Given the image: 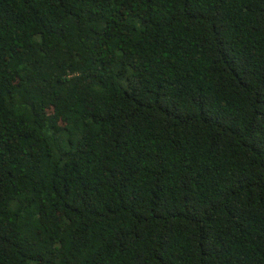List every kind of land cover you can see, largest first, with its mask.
<instances>
[{
    "label": "trees",
    "instance_id": "1",
    "mask_svg": "<svg viewBox=\"0 0 264 264\" xmlns=\"http://www.w3.org/2000/svg\"><path fill=\"white\" fill-rule=\"evenodd\" d=\"M0 264H264V0H0Z\"/></svg>",
    "mask_w": 264,
    "mask_h": 264
}]
</instances>
